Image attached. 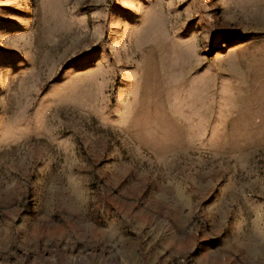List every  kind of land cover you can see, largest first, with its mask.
I'll use <instances>...</instances> for the list:
<instances>
[{
    "label": "rangeland",
    "instance_id": "rangeland-1",
    "mask_svg": "<svg viewBox=\"0 0 264 264\" xmlns=\"http://www.w3.org/2000/svg\"><path fill=\"white\" fill-rule=\"evenodd\" d=\"M0 264H264V0H0Z\"/></svg>",
    "mask_w": 264,
    "mask_h": 264
}]
</instances>
